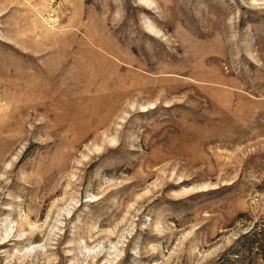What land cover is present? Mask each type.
Returning a JSON list of instances; mask_svg holds the SVG:
<instances>
[{
    "label": "rangeland",
    "instance_id": "1",
    "mask_svg": "<svg viewBox=\"0 0 264 264\" xmlns=\"http://www.w3.org/2000/svg\"><path fill=\"white\" fill-rule=\"evenodd\" d=\"M0 264H264V0H0Z\"/></svg>",
    "mask_w": 264,
    "mask_h": 264
}]
</instances>
